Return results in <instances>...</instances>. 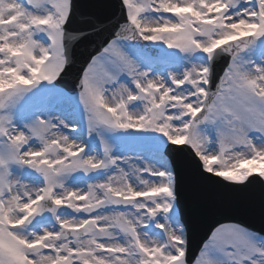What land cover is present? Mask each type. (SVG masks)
Instances as JSON below:
<instances>
[{"label":"snow or ice","instance_id":"1","mask_svg":"<svg viewBox=\"0 0 264 264\" xmlns=\"http://www.w3.org/2000/svg\"><path fill=\"white\" fill-rule=\"evenodd\" d=\"M99 6L0 0V264H264V0ZM181 160L260 188L191 258Z\"/></svg>","mask_w":264,"mask_h":264},{"label":"bare ground","instance_id":"2","mask_svg":"<svg viewBox=\"0 0 264 264\" xmlns=\"http://www.w3.org/2000/svg\"><path fill=\"white\" fill-rule=\"evenodd\" d=\"M211 190L214 194H220L223 191L222 188H219L216 185H212Z\"/></svg>","mask_w":264,"mask_h":264}]
</instances>
